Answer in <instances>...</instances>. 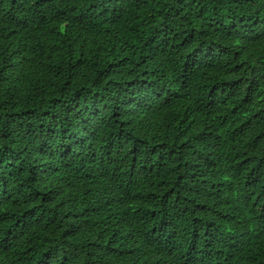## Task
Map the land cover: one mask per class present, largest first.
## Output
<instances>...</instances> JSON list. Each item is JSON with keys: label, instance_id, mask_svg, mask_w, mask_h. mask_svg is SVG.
Returning a JSON list of instances; mask_svg holds the SVG:
<instances>
[{"label": "trees", "instance_id": "1", "mask_svg": "<svg viewBox=\"0 0 264 264\" xmlns=\"http://www.w3.org/2000/svg\"><path fill=\"white\" fill-rule=\"evenodd\" d=\"M0 264H264V0H0Z\"/></svg>", "mask_w": 264, "mask_h": 264}]
</instances>
